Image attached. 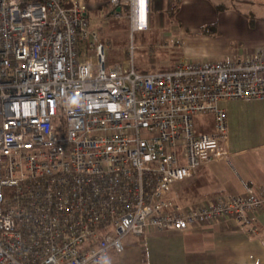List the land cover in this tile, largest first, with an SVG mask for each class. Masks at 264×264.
Listing matches in <instances>:
<instances>
[{
  "label": "built area",
  "instance_id": "1",
  "mask_svg": "<svg viewBox=\"0 0 264 264\" xmlns=\"http://www.w3.org/2000/svg\"><path fill=\"white\" fill-rule=\"evenodd\" d=\"M110 2L126 9L131 57L107 69L85 0H0V264H110L129 234L217 219L257 234L264 189L186 206L175 186L230 156L221 103L264 100V49L140 71L150 0ZM199 114L214 130L196 133Z\"/></svg>",
  "mask_w": 264,
  "mask_h": 264
},
{
  "label": "crops",
  "instance_id": "2",
  "mask_svg": "<svg viewBox=\"0 0 264 264\" xmlns=\"http://www.w3.org/2000/svg\"><path fill=\"white\" fill-rule=\"evenodd\" d=\"M85 1L91 26L99 35V29L109 27L110 18L125 16L129 21L126 9L114 7L110 0ZM213 3H227L228 9L218 14L207 0H150L149 26L152 22L154 29L147 44L144 34L139 35L138 48L155 45L163 52V66L158 65L159 61H150L140 71L152 65L170 68L176 61L188 62L196 57L202 61L243 58L264 49V0ZM95 21L100 22L98 28ZM215 23L216 34L203 33L204 27ZM191 30L198 35H191ZM197 46H203V52L191 53L190 49ZM173 47L184 48L185 58L168 59L165 51ZM83 52L93 51L83 43L81 57ZM221 105L228 113L230 156L201 166L193 178L176 184L175 191L183 205L227 195L258 194L264 189V100L235 99ZM208 115L211 122L206 128L212 131L213 115ZM255 225L257 234L228 218L186 231L135 235L138 238L128 239L121 252H111L110 264H264V210L257 213Z\"/></svg>",
  "mask_w": 264,
  "mask_h": 264
},
{
  "label": "rangeland",
  "instance_id": "3",
  "mask_svg": "<svg viewBox=\"0 0 264 264\" xmlns=\"http://www.w3.org/2000/svg\"><path fill=\"white\" fill-rule=\"evenodd\" d=\"M196 1H199V0H196ZM207 1H209L214 6V3H213L214 0H207ZM224 6L225 8L223 9ZM224 6L222 5L214 6L215 12H217L218 14L225 12L226 9H228L227 8L228 4L224 3ZM108 22H109V27L99 29L100 40L106 45V48H107L106 55H105L107 69H109L112 66H115L116 64H121V63L126 64L129 58L131 57L130 55L131 33L129 29V21L127 20L125 16H123L121 18H110ZM98 24H100V22L98 23L97 21H95V28H98ZM153 29L154 27L151 22L149 29L142 32V34H144L146 38V44L148 42V36L153 31ZM190 33L191 35H198L196 33L192 34L194 33L193 30H191ZM183 49H180L178 47L169 48L167 51H165L166 53H168L167 58L168 59L173 58L172 56H175V58H179V57L185 58L183 54L184 53ZM202 50H203V46L202 47L197 46V47H193V49H190L191 53L193 54L202 53L203 52ZM133 54H134V60H135L137 70H140L141 69L140 67L143 64L150 63V61H156V62L159 61L160 63L158 65L161 66L162 64L163 66V63H162L163 52H161V50L158 48L156 49L155 45L153 46L148 45L146 47L142 46L139 48L137 46ZM82 59L84 61H89V60L95 61L97 59V56H96L95 51L90 52L89 54L87 52H83ZM200 59L201 58L196 57V58H192L191 60H200ZM185 60H188V59H185ZM172 68L173 67H170V68L161 67L162 70H168ZM210 122H211V117L208 114L195 115L194 116V125H195L194 128L196 130V133L199 134V132L202 129L206 128V126ZM134 238H138V237L133 234H129L127 238L123 239V244H126V241L128 239L132 240Z\"/></svg>",
  "mask_w": 264,
  "mask_h": 264
},
{
  "label": "trees",
  "instance_id": "4",
  "mask_svg": "<svg viewBox=\"0 0 264 264\" xmlns=\"http://www.w3.org/2000/svg\"><path fill=\"white\" fill-rule=\"evenodd\" d=\"M216 23L212 24V25H208L206 27L203 28V33L205 34H216L218 32L217 28H216Z\"/></svg>",
  "mask_w": 264,
  "mask_h": 264
},
{
  "label": "snow or ice",
  "instance_id": "5",
  "mask_svg": "<svg viewBox=\"0 0 264 264\" xmlns=\"http://www.w3.org/2000/svg\"><path fill=\"white\" fill-rule=\"evenodd\" d=\"M144 0H141V6H143Z\"/></svg>",
  "mask_w": 264,
  "mask_h": 264
}]
</instances>
